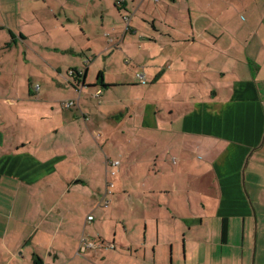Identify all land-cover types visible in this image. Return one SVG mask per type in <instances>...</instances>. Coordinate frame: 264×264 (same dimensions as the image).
Returning a JSON list of instances; mask_svg holds the SVG:
<instances>
[{
  "label": "crops",
  "instance_id": "crops-1",
  "mask_svg": "<svg viewBox=\"0 0 264 264\" xmlns=\"http://www.w3.org/2000/svg\"><path fill=\"white\" fill-rule=\"evenodd\" d=\"M32 1L40 33L52 34L54 24L85 44L42 39L30 47L35 33L10 28L12 41L3 38L5 49L15 44L26 64L37 59L43 69L17 79L0 59V264H264V32L250 38L244 7L230 0L9 2L27 11L24 2ZM258 14L264 30V8ZM97 22L107 65L97 64L89 78ZM59 56L74 60L64 78L63 68L44 61ZM70 100L78 103L68 107ZM147 145L155 146L148 161ZM107 156L120 161L109 195ZM169 159L197 161L198 169L207 163L211 209L203 200L209 191L190 213L171 201L167 186L138 200L128 174L160 177ZM133 193L141 226L127 225L116 209ZM110 202L123 221L115 218L108 234L102 220ZM83 238L95 246L79 254Z\"/></svg>",
  "mask_w": 264,
  "mask_h": 264
},
{
  "label": "rangeland",
  "instance_id": "rangeland-1",
  "mask_svg": "<svg viewBox=\"0 0 264 264\" xmlns=\"http://www.w3.org/2000/svg\"><path fill=\"white\" fill-rule=\"evenodd\" d=\"M9 1L10 0H3L0 3V26H3L2 27L3 30L0 27V43H2V45H0V59L1 60H2V58L6 59L5 61H6L8 70H10L9 76L13 77V72H14L16 78L18 79L19 77L24 76L23 74H24L25 70L28 73H30L33 68H36L39 71H42V69H43L41 67V62H38L37 59H32L29 64H26L22 53H20L19 49L15 46V44H12V46H10L7 49L4 48L6 43H7V41L5 39H3L5 36H6V39L8 40V42L12 41V35L9 31V28L12 29L13 31H17V32H19V30H23L24 32H26L28 34H30V33L34 34L35 33V36L30 38V41L28 42L30 47H31V44L32 45L39 44L42 39H45L48 43L54 42V43L68 44V45L71 43L72 45H74L77 42L81 46L83 44H85V41H83L81 38H80L81 40L75 41L73 39V37L72 38L68 37V35H66L64 30L60 29L59 27H57L54 24H53L52 34H50L49 32L40 33V26L38 24V21L35 18L37 13L40 15V12L36 9L35 3L33 1L31 4H30V2H24L28 6V10L25 11V10H23V5L17 6L15 3H10ZM109 1L110 0H107V2H109ZM230 1L234 3L235 7L239 6V5H242L244 7L245 12H244L243 20H244V22H246V19H248L250 21L249 29H248V32H250V38H252V36L257 34L258 30H260V34H262L264 32L263 27L260 29V25H259V29H258V24H259V20H260V15L258 13H260L264 8V0H230ZM109 4H110V2H109ZM81 11H84V10L82 9ZM129 11L131 14H134V11H132L131 9ZM256 13L258 14V16L256 15ZM39 18H40V16H39ZM146 23L148 25H151L148 22H146ZM72 30H75L76 32H78L79 37H80V33H81L80 27L75 28V26H74L72 28ZM103 31H104V29H103V26L100 25V22H97L95 29L91 30L90 43H92L91 44V46H93L92 52L95 53V55L90 54V56H89L90 61L88 64L91 66V73L89 75V78L93 77V72H94L96 66L98 68L97 64H100L102 69H104L105 66L107 65V63L104 61V56L101 55V52H103V50L105 49V45H106V42L101 35L103 33ZM244 32H245V30H244ZM138 35L141 36L140 33ZM39 37H40V39H39ZM74 41H75V43H74ZM26 50L28 51V49H26ZM82 58L83 57H81V59ZM69 60L74 61L72 58ZM69 60L65 57H60V56L58 58L44 59V61L47 64H49L52 68L55 65L63 68V71L61 73L63 76L62 78H64L67 75L66 68H68V66H69V63H70ZM94 60H96V61H94ZM84 61L86 62V59L81 60L83 65L85 64ZM120 62H123V61L121 60ZM116 66L118 69L120 68V66L117 63H116ZM0 90H1V92L4 91V86L2 84H0ZM8 91H10L9 88H8ZM70 101H73L74 105L76 103H78V100H70ZM146 147L152 148L150 150V152L145 154V159H146V161H148L150 159V157H152V154H153L152 150L154 149L155 146L152 147L151 145H147ZM114 149H115V147L110 148L109 153L111 155H115V153H113ZM98 150L101 153L100 156H103L104 152H103L101 146L98 147ZM153 156H155V155H153ZM109 161H111V160L107 156V158H106V163H107V169L106 170L107 171H106V178H105L106 184H108V182L112 181L110 179V177H113L108 172V170L110 169V166L108 164ZM166 162H167V164L160 165L161 172H162L160 177L153 175V173L152 174L147 173V175L145 177L140 176L139 179L141 180V182H139L138 184L139 185L143 184L141 186L137 185V180H139V179H136V175L133 172L128 174L127 179L129 181V183H128L129 185L131 183H133L134 181H136L134 183L135 187L134 186H130V187L136 190V192H137L136 195L138 197V200L142 201V199L144 198V195L142 193L144 191L148 190V188H150L152 186H167V188L169 189V194L171 196V201L175 200V205L176 206L179 205L181 209H182L181 206L184 205L186 207V211L188 213H190V211L192 212V211L198 210V206H201V205H198L197 199L198 198L201 199L203 197L202 194L206 195L209 191L207 196L203 197V200H205V202L207 204L206 208L211 209L215 203L216 191L214 188L213 175H212L211 170L209 169V166H207V163L205 161H201L200 163H202V165L198 169L196 167V165H198L197 161L192 162L190 160H187L183 163H179V165L177 163H174L172 159H169ZM147 166L148 165L146 164V167H140V170L144 171L147 168ZM122 175L125 176L124 173H122ZM116 179L118 180V182L120 181V184L119 183L118 184L122 187L124 184V179L119 177V174L116 177ZM132 191H134V190H132ZM165 194H166L165 195L166 200L164 202L168 203V201L170 200V197L168 196L169 194H167V193H165ZM131 195L132 196H131V199L129 201H126L125 203H123L118 208L116 207V209L118 210V212L121 213L120 216H125L127 218L126 219L128 221V223H126L127 225H129V226H141V224H143V219H135L134 218V216L137 213H139L137 211V209H133V206H134L135 201H136V195L134 193ZM149 195H151V194H149ZM179 195L184 196L185 197L184 200L186 202L184 200L180 201L178 198H176ZM99 196L101 198V193ZM188 196L191 197V201H192L191 203L188 202V200H189ZM207 197H208V199H206ZM152 200H157V198H153ZM89 202H90V200H89ZM90 206H91V204L89 205V207ZM128 207H130V210L132 213L129 212ZM84 208H86V207L84 206ZM148 208H149V210H155L156 211V209L153 208L152 206H149ZM132 209H133V211H132ZM165 209H166V207H165ZM201 210L206 211L205 208H203V207L201 208ZM98 211L102 212L100 209H98ZM109 211L112 213H109L107 218L102 220V221L104 223V226H108V228H109L108 234H111L112 231H110V227H113V225H115V221H116L115 218H117V221L121 225H122L123 219L120 218L116 212H114L113 202H110ZM157 212H158V210H157ZM161 212H163V211H161ZM166 225L172 226L173 224H166ZM186 234L188 237H191V238L198 236L197 232H195V231L189 232L186 230Z\"/></svg>",
  "mask_w": 264,
  "mask_h": 264
},
{
  "label": "built area",
  "instance_id": "built-area-1",
  "mask_svg": "<svg viewBox=\"0 0 264 264\" xmlns=\"http://www.w3.org/2000/svg\"><path fill=\"white\" fill-rule=\"evenodd\" d=\"M149 1L156 3L159 0H149ZM119 3L121 4L120 1H119ZM124 18L128 21L130 17H129V15H125ZM137 77H139L143 82H145V77H144L143 74L137 73ZM65 104H66V106L69 107V106L73 105L74 103H73V101H69V102H66ZM108 164L110 166V169L108 170V172L112 176H114L116 174V171H115L114 168L120 165V161H118V160H114V161L111 160V161L108 162ZM113 187H114V182L113 181L108 182L107 187H106L105 195L111 194ZM106 204H107V202H106ZM93 218H94L93 215H88V217H87V219L89 221H92ZM93 246H95V244L93 242H89L87 239L83 238L81 240V242H80V246H79V249H78V253L79 254H82V253H84L87 250V248L93 247Z\"/></svg>",
  "mask_w": 264,
  "mask_h": 264
},
{
  "label": "trees",
  "instance_id": "trees-1",
  "mask_svg": "<svg viewBox=\"0 0 264 264\" xmlns=\"http://www.w3.org/2000/svg\"><path fill=\"white\" fill-rule=\"evenodd\" d=\"M11 35H12V37H14L13 33H11ZM77 73L79 74L78 71H77ZM99 75H100V77L102 78V75H101V74H99ZM118 161H119V160H118ZM119 166H120V165H119ZM119 166H117V167H119ZM117 167L114 168L115 171H116V168H117ZM116 173H117V172H116ZM115 175H116V174H115ZM115 175H114V176H115ZM114 187H115V183H114ZM114 187H113V188H114ZM112 192H113V189H112Z\"/></svg>",
  "mask_w": 264,
  "mask_h": 264
}]
</instances>
